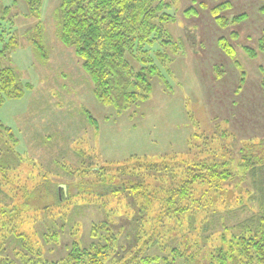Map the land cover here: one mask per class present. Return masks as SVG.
Returning a JSON list of instances; mask_svg holds the SVG:
<instances>
[{
    "label": "rangeland",
    "instance_id": "rangeland-1",
    "mask_svg": "<svg viewBox=\"0 0 264 264\" xmlns=\"http://www.w3.org/2000/svg\"><path fill=\"white\" fill-rule=\"evenodd\" d=\"M167 1L172 2L168 9L172 17L166 27L173 40L178 41L179 49L173 53L159 43L153 49H166L174 58L171 75L165 72L171 89L156 80L147 100L118 112L95 97L93 81L84 69L82 59L73 47L66 46L59 39L56 15L59 0H44L42 6L44 43L49 50L46 61L35 54L24 34L37 22L35 18L25 16V1L0 0V9L2 6L11 7L4 18L0 11V32L6 39L14 29L20 35L21 44L12 53L11 64L24 83L33 84L22 98L7 100L0 106V122L13 130L17 139L16 150L23 158L16 173L20 177V173L24 174V179L26 176L34 179L20 184L29 189L31 185L35 187L28 204L41 209L56 206L57 186L60 197L64 189L72 206L88 204L80 215L79 236L83 235L84 243L91 238L92 222L107 217L96 202L100 198L87 190L92 183L99 181L90 173L91 166L125 161L135 155L150 162H162L169 157L167 161L172 164H190L191 160L201 156L200 151L207 149L218 151L213 155L218 160L230 159L237 171L236 177L221 182L222 189L213 192L211 184H196L199 198L204 201L207 197L212 204L196 214L194 229L182 216L173 218L171 230L159 229L160 236L155 237L158 242L149 250L155 256L167 255L171 259L174 245L183 247L182 236L189 235L198 242L197 238L204 235L201 231L205 219H216L209 240L198 242L206 247L207 252L220 244L227 246L230 240V231H223L220 227L222 220L235 224L260 210L259 196L251 178L245 175L244 166L253 156L264 160V89L261 86L264 54L253 59L245 52L244 46L256 47L258 44V37L264 30V12L260 10L264 0ZM225 1H231L232 6L220 10L221 15L233 17L247 12L248 18L220 27L212 9ZM232 30L239 31L237 39L231 36ZM222 35L235 46L236 57L227 56L219 48L217 40ZM2 46L3 42H0V49ZM235 60L240 61L247 73L245 81L240 82L243 84L241 88H238L241 70ZM224 130L230 134L226 136ZM245 156L250 158L241 159ZM177 179L179 181L161 177L153 182L161 185L181 182ZM9 180L7 184L0 180V190L4 193L11 189ZM201 191L205 196H201ZM2 197L0 194V200ZM101 198L117 207L128 200L121 190ZM193 199L190 198V203H194ZM223 235L226 239H222ZM173 238L176 239L174 242ZM167 240H170V247L165 245ZM62 250L63 247L61 251H47L44 255L60 258L66 253ZM250 250L253 256L243 263L264 264V258H259L254 249ZM204 252L201 251L195 259L190 258L191 263L185 256L181 257L184 259L177 256L174 263L162 258L158 262L209 264L210 257L216 260L211 251L207 257H203ZM235 255L247 259L241 252Z\"/></svg>",
    "mask_w": 264,
    "mask_h": 264
},
{
    "label": "trees",
    "instance_id": "trees-1",
    "mask_svg": "<svg viewBox=\"0 0 264 264\" xmlns=\"http://www.w3.org/2000/svg\"><path fill=\"white\" fill-rule=\"evenodd\" d=\"M24 1L27 7L25 16L37 20L24 34L35 54L46 61L49 50L43 36L44 0ZM171 5L172 2L167 0H59L56 12L59 22L58 37L66 46L73 47L76 55L82 59L83 67L93 81L95 97L101 103L123 112L132 105L147 100L156 80L171 89L165 72L171 75L174 58L166 49L169 48L173 53H177L179 49L178 41L173 40L166 27L172 17L168 12ZM231 6V1H225L212 9L222 28L248 18L247 12L233 17L219 13ZM189 9L196 11L194 7ZM10 10V6H2V18ZM260 10L264 12V5ZM12 24L14 26V21ZM230 34L237 39L239 31L232 30ZM0 42H3L0 49L2 106L7 100L22 98L26 90L33 88V84L24 83L11 64L12 53L21 44L16 29L8 39L0 32ZM158 43L166 49H153ZM217 43L227 56L236 57L237 50L228 37L220 36ZM244 50L253 59L260 53L264 54V30L258 37L257 46H244ZM235 63L241 70L238 86L241 88L243 84L240 82L245 81L247 73L239 60H235ZM261 70L264 74V68ZM261 86L264 89V75ZM11 130L0 122V180L2 184H7L11 179L8 193L0 190L3 196L0 200V264H159L160 258L174 263L177 256L180 259L185 256L191 263L193 260L190 258L200 256L203 250L206 253L202 254L203 257H207L211 251L210 254L216 258L210 257L209 264H244L253 256L250 249H254L259 258H264L263 159L253 156L249 163L246 162L247 166H244L245 175L251 178L259 196L260 210L235 224L222 220L220 227L231 234L227 246L220 244L206 252V247L199 245L202 239L209 240L215 230L216 219L212 217L203 221L201 232L204 235L197 238L199 243L189 235L186 238L182 236L183 247L174 245L170 259L167 255L155 256L149 250L158 242L155 237L160 236L159 229L166 228L164 232L171 230L175 216L186 217L190 228L194 229L196 214L212 204L207 197L204 201L202 197L199 198L196 184H211L213 192L222 189L221 182L231 181L236 177L237 171L230 164V159L218 160L214 157L218 151L207 149L200 151L201 156L191 160L190 164H172L167 161L169 157L162 162H150L135 155L125 161L91 166L90 173L99 181L92 183V187L89 186L87 190L89 194L100 198L96 202L107 217L105 220L92 222L89 234L91 238L84 243L83 235L79 236L82 225L80 215L88 204L77 203L72 206L64 189L62 198L60 197L58 186L55 190L56 206L41 209L27 203L35 187L31 185L29 189L20 184L30 183L34 179L32 176L24 179V174L20 173V177L16 173L23 158L16 150L17 139ZM223 134L227 136L230 133L224 130ZM249 158L245 156L241 159ZM175 167L179 169L173 170ZM161 177H172L177 181L179 178L181 182L176 184L171 181L168 185L153 182ZM120 190L128 199L121 207L112 206L101 198ZM202 195L205 196L201 191ZM191 197L194 198V203H190ZM189 204L194 206L189 207ZM222 239H226L225 235ZM175 240L172 239L173 242ZM165 245L170 247V240ZM61 247L66 253L60 258L44 255L47 251H61ZM236 252H241L248 260L239 259Z\"/></svg>",
    "mask_w": 264,
    "mask_h": 264
}]
</instances>
